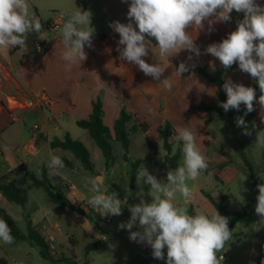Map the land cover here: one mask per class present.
<instances>
[{
    "label": "crops",
    "instance_id": "1",
    "mask_svg": "<svg viewBox=\"0 0 264 264\" xmlns=\"http://www.w3.org/2000/svg\"><path fill=\"white\" fill-rule=\"evenodd\" d=\"M258 1L264 3V0ZM29 3L39 17L43 10L52 12V16L47 20L46 32L40 34V37L45 38L43 43L33 41L27 43L26 48L17 47L15 50L0 48V66H4V64L7 66L16 85L17 90L12 95L24 104L31 102V106H19L11 109L8 106L7 97L0 100V158L6 163V175L12 173V177L16 181L20 170L27 171L25 158L28 157L31 161L38 158L37 164H39L41 176L43 170H46L47 176L53 180L56 189L63 192L75 206H79L88 213L87 201L92 195L89 191L90 185L85 186L86 179L81 185H77L73 181L82 165L78 164L75 167L69 157L71 153L61 149H52L50 143L54 138L63 139L67 134L63 120L76 125L77 121L87 119L92 111V103L98 99L103 104V121L108 127L113 126L119 118L122 108L125 107L135 116L137 123L140 121L149 126L146 133H141L144 138L148 137L153 130L159 135L157 128L165 122H169L174 130L177 127H188L195 130L202 152L208 162L212 164L210 171H216L218 173L216 175L221 181H224L221 179V173L230 169L229 167L236 162L232 159L222 169H216L215 166L227 161L222 157L223 153L227 154L228 152L223 147L238 146L241 159L246 154L247 157H245L250 162L246 152L253 147L256 135L254 137L253 134L244 135L243 128L237 127L236 117L241 114L220 120L212 111L197 109L200 105H212L217 102V87L198 71L200 68L208 66L210 74L213 75L223 69L220 61L205 53V49L212 43L221 42L233 31L227 22H217L212 25L211 30H209L207 22H205V28L199 32L196 29L192 31L189 29L190 35L200 48L201 55L199 57L182 50L178 55L169 57V60L166 57L161 58L157 46L150 40L148 41L153 53L149 52V56L144 59L148 63L159 62L166 69L161 80L169 78L173 82L172 90L168 91L160 81H155L152 77L144 75L138 66L120 59L117 51L119 34L109 24L112 21L129 22L127 12L130 0L128 3L122 2V0H29ZM75 6L91 12V26L94 27L95 32L92 40L93 46L91 48L85 46V51L88 54L87 60L80 65H73L71 71H66L67 62L62 59L64 46L61 35V28L66 20L61 17L60 13L62 14L66 9L75 8ZM53 19L60 23L55 31L48 29V23ZM38 47H41L42 50H39ZM189 55L193 56L192 60H188ZM182 61L188 65L194 64L195 67H190L189 71L182 73L179 78L175 76V68H178ZM228 78H231L234 83L254 88V79L249 74L242 72L238 64H233L232 69L224 75L225 81ZM104 84L108 88H105ZM28 98L31 101L27 102ZM43 98L52 103L50 108L44 105ZM258 110H260L259 103L254 109L252 120L256 118ZM152 119L155 121H151ZM31 120H41L39 125H35L39 129L35 130L34 126L33 129L37 134L23 143L25 125ZM261 124L260 119L257 130L260 129ZM60 132H65V134L57 135ZM207 141L211 143V146L217 147L211 154L206 148ZM255 145L264 159V147ZM20 148L23 154H14L16 151L20 152ZM230 148L232 149V146ZM6 149H9L13 155H6ZM45 149H50L49 157L43 155ZM52 154L70 162V169L64 170L66 179L60 177L61 179L58 181L49 175L50 169L46 167L45 162L46 160L50 161ZM123 163L130 165L124 161ZM115 167L116 164L108 172L106 169L101 172L95 171L106 178L109 188L115 187L117 183ZM67 171H71L72 175L70 176ZM105 173H109V175L105 176ZM31 176L37 177L36 175ZM41 176L37 178L41 179ZM25 187L24 189L28 190L27 210L20 214L19 219L23 218V215H28L33 226L40 233L44 234V231L47 230L53 236V241L49 242L53 256L55 259H65L56 256L59 255L58 251L62 248L58 243L61 228L59 223L53 220L56 214L61 213L60 211L67 212L48 201L45 192L44 196L33 195L30 206L29 190L34 186L32 183H28ZM192 189L195 191L194 188ZM236 198L235 194H230L221 197L219 202L223 203L227 199L235 201ZM221 205L227 208L225 205ZM187 207L189 213L194 214L198 209L195 199L188 202ZM249 207H254V205L250 203ZM242 209L245 207L239 205L237 209L227 210L238 212ZM68 218L73 225L79 226L83 231L91 229L86 216L74 214L73 216L68 215ZM259 220L260 217L257 215L247 224L237 223L229 228L232 230V244L225 245L221 253L224 256L222 264H264V224L259 223ZM137 230L139 229L136 226L131 229V231ZM129 236L128 229H121L116 238L108 245L109 247L115 243V247L117 246V250H119L114 261L115 264H133L137 254L143 256L148 254L151 248L149 245L131 241ZM74 244L73 239L69 245L73 247Z\"/></svg>",
    "mask_w": 264,
    "mask_h": 264
},
{
    "label": "clouds",
    "instance_id": "2",
    "mask_svg": "<svg viewBox=\"0 0 264 264\" xmlns=\"http://www.w3.org/2000/svg\"><path fill=\"white\" fill-rule=\"evenodd\" d=\"M122 2L128 3V0ZM233 10L243 13V19L237 21L236 29L227 38L208 45L205 53L218 59L225 70L238 64L239 69L249 74L259 87L257 100L255 88L234 83L228 78L223 84L227 100L220 104L224 111H238L243 104L246 116L254 111L255 101L260 105L261 121L264 122V5L257 0H130L129 22L112 21L109 26L119 34L117 51L120 59L138 66L144 75L160 81L171 91L173 82L169 78L161 80L166 69L159 62L148 63L144 59L149 52L153 53L149 39L155 41L161 58L169 60L182 50L199 57L200 48L190 32L203 30L205 22L209 30L217 22H230ZM62 15L66 17L61 28L62 59L67 62L65 70L71 71L73 65L87 60L85 46H93L95 29L91 26L90 11L75 6L66 9ZM42 32L45 31L41 19L32 10L29 0H0V48H26L28 35ZM192 59L193 56L189 55L188 60ZM190 67L195 65L180 62L175 68V76L181 78ZM236 125L244 128V135L252 134L243 116L236 117ZM256 127L253 122L252 128ZM175 132L176 139L183 142L182 163L175 170L167 171L166 181L157 179L143 166L136 175L137 184L150 185L148 194L152 199L150 202L141 199L138 204L129 205L130 219L118 227L129 230L131 241L149 245L155 259L164 260L166 248V264H222L224 256L221 253L232 240L228 217L221 215L216 208L211 213L197 209L190 214L187 207L188 202L194 200L189 182L196 181L208 170V159L196 142L195 130L177 127ZM255 143L264 147V128L256 131ZM48 167L51 176L66 179V165L61 157L50 155ZM260 178L264 180V177ZM86 181L85 186L90 185L92 193L87 203L92 209L102 217L122 214L127 198L121 200L117 192H110L103 175L88 177ZM256 187L255 213L260 217L259 223L264 224V183ZM178 199L184 203H179ZM134 226L139 230L131 231ZM0 243H14L11 228L3 218H0Z\"/></svg>",
    "mask_w": 264,
    "mask_h": 264
},
{
    "label": "rangeland",
    "instance_id": "3",
    "mask_svg": "<svg viewBox=\"0 0 264 264\" xmlns=\"http://www.w3.org/2000/svg\"><path fill=\"white\" fill-rule=\"evenodd\" d=\"M60 13V12H59ZM61 17L66 20V17L60 13ZM52 16V12L47 10H43L40 12L41 23L43 26V31L46 32L45 26H47V20ZM42 32V33H45ZM36 41L37 43H43L45 41L44 37H40L39 34L30 33L26 40L27 43H31ZM187 51V50H185ZM188 52V51H187ZM189 53V52H188ZM252 85V84H251ZM16 85L13 81V76L10 75V71L7 69V66H0V100L7 98H12L14 101H9L8 106L11 109L21 107V106H31V102L24 104L14 98ZM13 94V95H12ZM19 104V105H18ZM219 107L221 110H224L220 104ZM244 105L241 104L240 109L237 111V114L240 115L243 112ZM210 113V112H208ZM213 114H217L216 111H212ZM261 119V108L256 113V118L248 123V129L252 132L256 129L252 128V123L255 122L256 126ZM151 121H155L152 119ZM221 124L222 121L219 120ZM41 120H31L27 122L25 125L24 131V141L26 143L33 135H36L37 132L33 129L35 125H39ZM115 124V123H114ZM113 124V126H114ZM137 124H144L143 122L138 121ZM63 126L65 127L67 133L71 135L74 140L81 142L91 153L92 155V162L95 167L96 172H101L105 170V159L102 155L101 150L95 145L94 141L91 137L87 134V132L83 129H80L75 124L71 123L70 121L63 120ZM113 126L109 127L110 129ZM159 127V126H158ZM243 128V127H242ZM34 130V131H33ZM244 130V128H243ZM65 132H60L57 135H63ZM140 132V133H139ZM143 132L138 131L136 134H132L131 139V157L135 159L141 160V165L139 172L142 170L143 166L148 170V172L157 177L159 180H165V155L166 151L163 149V140L159 137L157 132L153 130L148 137H143L141 134ZM83 134V135H82ZM253 137L256 135V132H252ZM197 144L200 146L196 138ZM149 144L152 145L154 148V152H152L151 147ZM172 147L176 150L181 144L182 141L177 140L174 137L171 141ZM255 141L253 142V147L249 149L248 157L250 158V163L253 165L255 171L258 173L259 176V183H264L260 177H264V159L259 154L258 149L255 145ZM224 146V145H223ZM232 146V149L230 148ZM229 148L223 147L227 149V154L223 153L226 162L221 164H228L232 159L236 162L235 164L231 165L226 171L221 173V179L224 181L219 180L217 177L216 171H210L212 164L209 162V173H203L196 181H190L189 186L194 188V199L198 209L200 211L211 213L215 210V207L210 203V201L204 196L203 192L211 194L214 199L217 201L220 200L221 197H226L230 194L236 195V200L233 201L231 199L224 200L223 205L227 207L229 210H234L241 205L242 207H249V204L252 203L254 206L256 205V192L253 191L249 186V173L246 169L240 155V151H238V146L231 145ZM148 147V148H147ZM206 148L208 152L211 154L217 147L211 146V143L207 141ZM50 149H45L43 151V155L49 157ZM6 155H11L9 149L5 150ZM113 153L117 156L118 160L116 162L115 167V174L117 175V183L115 187L109 188V191H115L118 193V198L121 200H125L127 198V205H125L122 209V214L119 216H109L110 222H105L104 220H97V223L94 224L90 221L89 218V225L91 226L90 230L83 231L79 226L73 225L72 221L68 218L69 216H73L74 214H79L77 212H67L64 213L60 211V214H56L53 221L58 222L61 228V236L58 238V243L61 245V249L58 251L59 255L57 257L60 258H70L73 262L77 264H115L114 261L118 256L117 246L115 247V243L111 244L107 249L102 251H95L92 252L88 257L85 258L84 247L88 243H92L95 241H105L104 238L107 237V240L111 243L117 236V233L121 230L118 225L122 222H127L130 219L131 213L129 211V205H135L143 199L145 202H150L152 197L148 194L150 190V185H147L141 182L140 185L137 184V180L134 185V190L129 188V181H130V173H131V166L128 164H124L122 161V149L120 144L114 143L113 144ZM14 154H23L20 148V152L16 151ZM13 155V154H12ZM246 157L247 155L244 154ZM72 160V164L76 167L78 164L81 165L79 161L75 159L73 155H69ZM49 159V158H48ZM38 158L29 160L28 157L25 158V163L27 164V171L20 170L18 176H16V182L19 187L26 188V184H30L29 181L30 175H36L37 177L41 176L39 171V164H37ZM49 160H46L45 165L48 167ZM215 166L216 169H222L220 165ZM69 168H65L68 170ZM6 163L3 159L0 158V175H6ZM70 176L72 175L71 171H67ZM101 175L99 173H96ZM50 175V174H49ZM109 175V173H105V176ZM51 176V175H50ZM97 176V175H95ZM88 172L82 168L78 170V175L73 178V181L77 185H81L86 178H88ZM58 181H60V177H56ZM32 189L29 190V203L30 206L32 205V197L35 194H41L44 196V191L40 188L31 187ZM179 197V194H178ZM2 199V198H1ZM0 199V206L6 210V212L13 217L16 222V225L20 229L23 234L27 232V222L26 216L23 215V218L19 219L20 214L24 213L27 210L13 204L9 203L6 200ZM179 203H183L182 199H178ZM89 206V205H88ZM90 207V206H89ZM29 208V207H28ZM219 212V211H218ZM221 215L226 216L224 213L219 212ZM67 214V215H66ZM81 215V214H80ZM91 216L95 215L90 213ZM83 216V215H82ZM86 220V218H84ZM69 233V234H67ZM74 239L75 244L71 247L69 244ZM228 244H232V240L229 241ZM165 259L159 260L155 259L152 256V249L150 248L148 254L146 255H136V261L133 264H166V248L164 249ZM63 254V256H61ZM0 260H4L6 264H52L51 260H45L41 257L40 249L36 246L31 245L28 241H16L14 239V243L11 245H5L0 243ZM57 264H67V262H61Z\"/></svg>",
    "mask_w": 264,
    "mask_h": 264
},
{
    "label": "trees",
    "instance_id": "4",
    "mask_svg": "<svg viewBox=\"0 0 264 264\" xmlns=\"http://www.w3.org/2000/svg\"><path fill=\"white\" fill-rule=\"evenodd\" d=\"M153 44L156 45L154 40L149 39ZM13 48L11 50H15ZM232 69L227 70L220 69L215 72L213 75L209 72V67L205 66L199 69V73L215 84L217 87V102L212 105H200L197 107L199 111H216L218 118L224 120L227 118H232L237 115V110L231 109L228 112L221 110L219 104L226 102L227 96L223 90V84L225 82L224 75ZM254 88L256 89L257 100L260 95L259 87L257 82L254 80ZM258 102L254 101V109ZM246 108L244 107L243 112L240 116H243L246 123L253 119L254 111L244 115ZM104 110L103 104L100 99L92 103V111L87 119L77 121L76 125L87 131L88 135L94 141L95 145L101 150L102 155L105 159V169L110 171L116 164L118 158L113 153V144L118 143L122 149V161L127 162L131 166L129 188L134 190V185L137 180L136 175L139 173L141 160L131 157V135L136 134L138 131L146 133L149 129V126L144 124H137L135 121V116L130 113L125 107L122 108L119 118L115 121V124L112 129L104 124ZM264 128V122H262L260 129ZM159 137L163 140V149L166 151L165 155V175H167L168 170H175L182 160V146L181 144L176 150L173 149L171 141L176 137L177 133L173 129L172 125L169 122H165L160 125L158 128ZM50 146L52 149H61L71 153L77 161L81 163L83 168L88 172L90 177H93L96 174L95 167L92 162V155L90 151L79 141L74 140L68 133L63 139L54 138ZM154 152V148L149 144ZM264 156V152H263ZM243 162L249 173V186L256 192L258 195V188L256 187L259 183L258 173L255 171L253 165L249 160L243 156ZM66 168L70 167V162L68 160H63ZM226 163L221 164V167H224ZM209 173V168L205 174ZM166 177V176H165ZM56 179V177H55ZM57 180V179H56ZM29 181L36 188L42 189L46 193L48 201L54 203L59 208L66 212H77L83 216H86L94 224L97 223L95 218L90 214L86 213L85 210L81 209L79 206H75L63 192L58 191L53 185V180L47 176L46 170H43L41 179L31 176ZM166 181V178L165 180ZM204 196L211 202V204L217 209V211L222 212L228 217L229 228L234 226L237 223L247 224L251 222L257 214L255 213V206L242 209L238 212H231L227 208L223 207L219 201L214 199V197L206 192H203ZM0 197L5 199L9 203H13L23 209H25L28 203V190L21 188L17 185V182L12 177V173L0 177ZM93 211H91L92 213ZM0 218H3L7 221L9 227L11 228V234L13 235L16 241H28L31 245L36 246L40 249L41 257L45 260H51L52 264H57L61 262H67V264H77L71 259H55L52 254L51 246L49 242L45 239L42 233H40L32 224L30 216L26 215L27 222V232L23 234L18 226L16 225L15 220L10 216L4 208L0 206ZM110 242L105 241H96L90 244H87L84 248L85 258L90 255L93 251H100L106 249ZM0 264H6L4 260H0Z\"/></svg>",
    "mask_w": 264,
    "mask_h": 264
},
{
    "label": "built area",
    "instance_id": "5",
    "mask_svg": "<svg viewBox=\"0 0 264 264\" xmlns=\"http://www.w3.org/2000/svg\"><path fill=\"white\" fill-rule=\"evenodd\" d=\"M257 3L261 4V5H264V3L260 2L257 0ZM231 15V21L230 22H227L231 28L233 29V31L236 29L237 27V21L239 20H242L243 19V13H237L235 10H233V12L230 14ZM60 23L57 22V20H52L48 23V29L51 30V31H55L58 29ZM39 50H42L41 47H38ZM43 103L44 105L47 107V108H50L52 103L43 98ZM39 127L38 126H35V130H38ZM91 211H93L92 213L95 215V220L97 221L98 219H102L104 220L105 222H110V217H102L99 213H97L94 209H92L91 207H88V214L91 213ZM94 217V216H93ZM43 236L45 237V239L47 240V242H50V241H53V236L47 231L45 230L44 231V234Z\"/></svg>",
    "mask_w": 264,
    "mask_h": 264
},
{
    "label": "water",
    "instance_id": "6",
    "mask_svg": "<svg viewBox=\"0 0 264 264\" xmlns=\"http://www.w3.org/2000/svg\"><path fill=\"white\" fill-rule=\"evenodd\" d=\"M10 101V98H7V102ZM31 101L29 98L27 99V102Z\"/></svg>",
    "mask_w": 264,
    "mask_h": 264
},
{
    "label": "bare ground",
    "instance_id": "7",
    "mask_svg": "<svg viewBox=\"0 0 264 264\" xmlns=\"http://www.w3.org/2000/svg\"><path fill=\"white\" fill-rule=\"evenodd\" d=\"M10 101H14V99L11 98ZM18 105H19V104H18Z\"/></svg>",
    "mask_w": 264,
    "mask_h": 264
}]
</instances>
